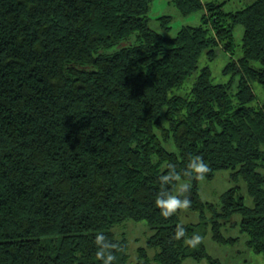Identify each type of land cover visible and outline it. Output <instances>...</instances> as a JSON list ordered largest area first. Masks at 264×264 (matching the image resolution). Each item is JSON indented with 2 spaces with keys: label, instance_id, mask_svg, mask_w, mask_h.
Masks as SVG:
<instances>
[{
  "label": "trees",
  "instance_id": "obj_1",
  "mask_svg": "<svg viewBox=\"0 0 264 264\" xmlns=\"http://www.w3.org/2000/svg\"><path fill=\"white\" fill-rule=\"evenodd\" d=\"M151 2L0 0V264H102L98 232L112 264H222L203 240L210 230L233 245L240 237L223 229L235 227L264 254V101L252 85L264 87V0L234 12L225 1L172 0L183 17L203 12L175 37L171 15L158 18L162 33L151 28ZM219 47L231 56L230 80L214 84L204 67L188 94H176L202 53L213 60ZM193 155L207 170L188 169ZM172 170L178 176L162 184ZM224 170L236 185L220 205L204 202L201 182ZM164 189L190 201L197 224L164 213ZM129 221L151 231L133 263Z\"/></svg>",
  "mask_w": 264,
  "mask_h": 264
},
{
  "label": "rangeland",
  "instance_id": "obj_2",
  "mask_svg": "<svg viewBox=\"0 0 264 264\" xmlns=\"http://www.w3.org/2000/svg\"><path fill=\"white\" fill-rule=\"evenodd\" d=\"M204 2L216 1L219 3L225 4L223 5V10L226 12H234L245 9L246 6L254 3L256 0H203ZM151 8L149 11L150 22L149 25L155 31L163 32L162 27L160 25V20H158L161 16L171 15L173 17L172 21V29L167 33V36L175 37L178 31L187 25L198 26L201 23V16L203 12L195 13L190 17H183L178 13L175 4L172 0H152ZM235 33V52L234 57L240 58L243 56V37H244V27L242 24H238L234 29ZM128 42L124 41L120 46L127 45ZM118 47H114L112 51L117 50ZM200 61L198 63V70L193 72L191 76H189L185 83L181 86L176 94L184 95L188 94L192 89L194 83L196 82V78L200 75V72L204 67H209L212 72V78L214 84L226 83L230 80V75H224L223 71L227 63L231 60V56L226 53L221 47L216 49V55L213 60L207 54V51H204L200 56ZM253 88L257 94V98L260 102L264 101V87L259 85L258 83H252ZM167 148L173 150L175 147L172 143L167 145ZM231 170L230 171H219L216 174L214 180H203L200 184V195L204 202H212L214 204L220 205L221 195L228 191L231 187L235 186L236 183L233 179H231ZM182 181L180 182L179 187L182 185ZM241 187V195L245 197V201L249 206L253 205V200L248 196L245 181L241 179L238 183ZM179 187L176 189V193H178ZM175 214L179 216V219L182 224H197L200 220V214L190 211L184 208H178L174 211ZM233 221L240 222L241 216L236 214L233 218ZM128 225L127 228L124 229L125 237L128 239L129 243V254H130V262H136L138 259V248L146 245L148 237L151 234L150 228L147 223L142 221L140 223L129 221L128 223L123 224ZM130 226V227H129ZM130 228V229H129ZM239 227L235 228H224L223 233L227 236H238L240 240L237 241L233 245H220L213 241L211 236V231L204 238L203 242L205 247H207V252L211 256L216 259H219L222 264H264V254L255 253L251 250L248 245H246L247 236L241 234L239 232ZM122 231H119V234ZM121 236V235H120ZM119 236V237H120ZM152 253H150V257ZM184 264H208L206 260L196 261L194 259L189 258L184 262Z\"/></svg>",
  "mask_w": 264,
  "mask_h": 264
},
{
  "label": "clouds",
  "instance_id": "obj_3",
  "mask_svg": "<svg viewBox=\"0 0 264 264\" xmlns=\"http://www.w3.org/2000/svg\"><path fill=\"white\" fill-rule=\"evenodd\" d=\"M188 169L194 173L199 174L207 170L208 164L201 155H193L188 161ZM178 176L175 170L169 171L167 174L160 177L162 184H167L169 181L173 180ZM188 188L187 184H182L180 190H186ZM157 205L161 207L165 214H170V212L178 209L187 207L190 201L187 198H181L180 195L168 192L166 189L162 190L161 193L157 195L156 199ZM182 231V229H181ZM193 240H198L199 236H194ZM95 240L99 245L97 256L100 257L102 264H112L115 256L111 251H105L110 245L106 242L105 235L102 232L96 234Z\"/></svg>",
  "mask_w": 264,
  "mask_h": 264
}]
</instances>
